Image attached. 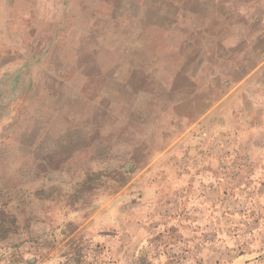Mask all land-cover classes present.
<instances>
[{"label":"crops","instance_id":"obj_1","mask_svg":"<svg viewBox=\"0 0 264 264\" xmlns=\"http://www.w3.org/2000/svg\"><path fill=\"white\" fill-rule=\"evenodd\" d=\"M0 10V81L36 122L28 151L45 154L22 212L40 248L56 247V217L98 230L106 202L108 225L120 212L149 233L206 218L196 233L208 234L212 218L238 213L211 171L234 166L209 154L264 152V0H0ZM215 138L230 142L212 149Z\"/></svg>","mask_w":264,"mask_h":264},{"label":"rangeland","instance_id":"obj_2","mask_svg":"<svg viewBox=\"0 0 264 264\" xmlns=\"http://www.w3.org/2000/svg\"><path fill=\"white\" fill-rule=\"evenodd\" d=\"M2 15L3 10H0V16ZM3 25L0 22V31ZM2 82L3 80L0 81V264H264V152L246 149L242 153H236V147L233 151L220 153L217 150L215 154H209L212 162H229L234 166L227 173L223 171L221 174L218 171L214 174L217 170L211 171L214 176L222 175L227 178L228 183L218 187L229 196L238 195L239 203L237 205L234 200L228 203L229 209L238 210V213L212 218V225H207L208 234L196 233L203 229L204 223L209 220L206 218H201V221L199 218L195 221L191 218V221H187L189 223H177L178 218H169V222H164L166 227H160V232L157 228L155 233H149L154 227L148 224L146 228L150 230L144 229L145 219L133 217V222L127 220L126 223L118 212L117 227L114 224L108 225L109 217L103 211L110 202L103 204L100 201L98 204L103 205L98 206V212L101 213L97 217L101 222L99 232L95 222H90L93 218L88 220L78 216L77 219L61 223L63 218L56 217V247L48 248L49 242L46 241L43 243L44 247L40 248L38 236L22 226L25 224L22 212L28 210L34 200L30 193L36 188V184L30 176L33 177L38 159L45 154L28 151L31 137L27 136V130L31 124L36 125V122L29 118L30 114L23 104L15 102L19 90L12 89L9 83L2 85ZM233 140L234 144H238L236 139ZM211 142L212 149L224 148L230 139L215 138ZM242 144L247 146L254 143L250 139L242 141ZM74 202H78L71 206L75 209L86 204L85 200L80 202L74 199ZM58 203L59 206L64 204L61 201ZM117 203L121 204L119 201ZM9 211L17 213V227L11 224L10 215L7 214ZM165 219L156 218L160 224ZM124 222L134 225L131 233L120 227ZM47 224L40 225L38 231L44 233ZM223 241L237 245L235 253L241 252L243 255L236 257L235 253L227 252Z\"/></svg>","mask_w":264,"mask_h":264},{"label":"trees","instance_id":"obj_3","mask_svg":"<svg viewBox=\"0 0 264 264\" xmlns=\"http://www.w3.org/2000/svg\"><path fill=\"white\" fill-rule=\"evenodd\" d=\"M74 203H76V202H74ZM7 214L10 215L9 218L11 220V224L12 225H16V227H17V220H18L17 213L16 212H10L9 211Z\"/></svg>","mask_w":264,"mask_h":264}]
</instances>
